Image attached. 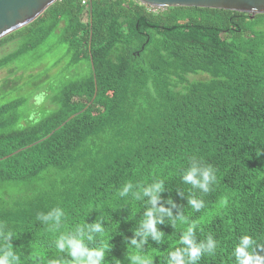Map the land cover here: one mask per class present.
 I'll return each instance as SVG.
<instances>
[{
  "label": "trees",
  "instance_id": "16d2710c",
  "mask_svg": "<svg viewBox=\"0 0 264 264\" xmlns=\"http://www.w3.org/2000/svg\"><path fill=\"white\" fill-rule=\"evenodd\" d=\"M92 1L86 20L80 0H57L0 39L19 40L0 57L2 68L58 33L67 68L81 73L51 86L40 118L20 110L26 97L0 102V223L14 233L20 264L68 258L54 250V237L100 220L106 231L99 239L112 245L105 260L133 264L127 254L131 239L142 238L134 229L144 203L118 191L153 179L165 180L157 207L195 222L198 242L217 241L215 254L198 264H234L243 234L264 258V13ZM193 156L216 172L208 193L180 179ZM192 193L205 204L198 212L188 205ZM55 207L65 218L52 232L37 215ZM157 227L162 241L148 236L143 252L166 264L187 225L173 228L165 216Z\"/></svg>",
  "mask_w": 264,
  "mask_h": 264
},
{
  "label": "clouds",
  "instance_id": "9594fccd",
  "mask_svg": "<svg viewBox=\"0 0 264 264\" xmlns=\"http://www.w3.org/2000/svg\"><path fill=\"white\" fill-rule=\"evenodd\" d=\"M180 179L182 183L190 185L191 189L202 193H208L211 186L217 183L215 170L210 165L205 166L195 156L190 158L188 167L180 174ZM164 181V179H153L151 182L137 184L126 182L118 191L119 197L131 195L135 201L144 203L143 218L139 222L140 228L134 229L135 236L142 238L139 241L135 238L131 239L129 246L135 245V248L131 253L128 252L127 258L133 264H153L152 257L144 254L143 246L148 243V236H151L158 244L162 241L164 233L158 229L157 225L164 223V217L167 216L173 228L178 222L187 227L180 235L179 244L181 246L175 250H169L166 264H198L205 254H215L217 241L209 235L205 240L198 242L195 235L197 228L195 222H189L183 213L174 217L171 209L163 205L157 207L161 199L160 193L164 191ZM177 194L183 196L179 190ZM144 197L149 199L145 201ZM187 200L188 205L194 211L198 212L205 207L204 201L196 198L194 193L190 194ZM167 203L176 207L170 198ZM222 203L226 205L227 201ZM64 218L65 212L60 207L37 215V219L47 225L48 230L52 232L59 230ZM105 231V224L103 220H100L91 224L85 222L82 225H76L72 230L59 232L54 237L52 245L57 253H66L68 258L51 259L47 261V264H109L105 257L112 245L109 247V241L99 239L104 237ZM12 238H14L13 231L6 230V226L0 223V264H20V257L13 251L10 243ZM256 248L257 242L253 236L248 234L239 236L231 253L234 257V264H264V258L256 254ZM111 264H122V262L113 258Z\"/></svg>",
  "mask_w": 264,
  "mask_h": 264
},
{
  "label": "rangeland",
  "instance_id": "374dc122",
  "mask_svg": "<svg viewBox=\"0 0 264 264\" xmlns=\"http://www.w3.org/2000/svg\"><path fill=\"white\" fill-rule=\"evenodd\" d=\"M86 17L84 14L83 20H86ZM18 42L19 40L14 39L1 44L0 57L16 49ZM66 48V45L59 42L58 33H54L36 51L0 68V94L13 91L7 98L1 97L0 102L12 97H26V102L20 110L24 114L31 112L32 116L42 117L45 112L43 106L50 107L48 95L51 92V86L59 87L81 74L79 70L70 71V68H67V58L64 57ZM54 63L57 64L53 65ZM190 77L201 78L202 76ZM6 78H10L11 82L2 85ZM40 107L43 109L41 110Z\"/></svg>",
  "mask_w": 264,
  "mask_h": 264
},
{
  "label": "water",
  "instance_id": "95a60500",
  "mask_svg": "<svg viewBox=\"0 0 264 264\" xmlns=\"http://www.w3.org/2000/svg\"><path fill=\"white\" fill-rule=\"evenodd\" d=\"M57 0H0V39L42 14ZM147 6L167 8L198 6L256 14L264 13V0H137Z\"/></svg>",
  "mask_w": 264,
  "mask_h": 264
},
{
  "label": "built area",
  "instance_id": "2783aa9c",
  "mask_svg": "<svg viewBox=\"0 0 264 264\" xmlns=\"http://www.w3.org/2000/svg\"><path fill=\"white\" fill-rule=\"evenodd\" d=\"M81 1V3L83 4V5H85L86 6V8H87V10H86V13H85V15L86 16H88L89 15V12H90V10H91V6H92V0H80ZM151 7V10H153V11H156V10H158V9H161L160 7H154V6H150Z\"/></svg>",
  "mask_w": 264,
  "mask_h": 264
}]
</instances>
